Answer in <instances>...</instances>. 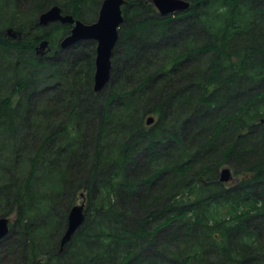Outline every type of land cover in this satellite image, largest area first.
I'll return each instance as SVG.
<instances>
[{"label":"trees","instance_id":"trees-1","mask_svg":"<svg viewBox=\"0 0 264 264\" xmlns=\"http://www.w3.org/2000/svg\"><path fill=\"white\" fill-rule=\"evenodd\" d=\"M100 1L0 0L13 264H264V0H190L167 16L127 0L109 92H95L96 41L63 50L70 24L37 19L60 5L91 22ZM82 191L86 220L62 247Z\"/></svg>","mask_w":264,"mask_h":264},{"label":"water","instance_id":"water-1","mask_svg":"<svg viewBox=\"0 0 264 264\" xmlns=\"http://www.w3.org/2000/svg\"><path fill=\"white\" fill-rule=\"evenodd\" d=\"M162 16H167L176 12L186 11L190 8V0H151ZM127 0H103L99 9L98 18L96 21L87 23L76 18L73 14L63 13L60 5H54L39 16L38 23L47 25L54 21L61 23L73 24L71 32L66 35L60 42L62 48L82 41L93 39L96 41V56H95V71L93 78V90L100 92L105 85L110 81L113 68L112 55L119 40L120 27L125 21L123 14V5ZM14 28H9L8 33L16 37L20 36L21 32L14 31ZM50 50L49 40L44 39L36 47V52L39 55H45ZM154 117L150 116L147 123L151 124ZM233 177L230 167H224L220 172V181L229 182ZM86 203L74 204L68 214V224L61 239V244L64 246L68 243L77 230L86 220L87 212L85 210ZM9 217H0V239L7 237L10 233Z\"/></svg>","mask_w":264,"mask_h":264},{"label":"rangeland","instance_id":"rangeland-1","mask_svg":"<svg viewBox=\"0 0 264 264\" xmlns=\"http://www.w3.org/2000/svg\"><path fill=\"white\" fill-rule=\"evenodd\" d=\"M103 0H101L100 1V3H99V5H98V8L100 9V6H101V2H102ZM63 2H65V1H63ZM68 5H69V3H68ZM21 7H23L22 5H21ZM49 8H47L46 10H48ZM46 10H44V11H42V12H45ZM42 12H40L39 14H38V19H37V21H39V16H40V14L42 13ZM68 13V12H67ZM71 14V13H70ZM98 14H99V10H97V15L94 17V19H93V21H91V22H94V21H96L97 20V18H98ZM22 16H21V18L22 19H25V18H31L32 17V13L30 12V11H28V12H26V13H24V14H21ZM21 18H17L18 19V21H16L18 24L20 23L19 21L21 20ZM87 22V21H86ZM91 22H87V23H91ZM56 23H61V22H58V21H54V22H51V23H49V24H47V25H41V24H39L40 26H42V30H46V29H48L49 27H50V24L52 25V24H56ZM63 24V23H62ZM70 28H71V25H70ZM15 31V30H14ZM17 32H21V31H17ZM58 33H60V35H59V39H58V41H60L61 42V40L68 34H62V30L60 31V32H58ZM65 35V36H64ZM64 36V37H63ZM13 37V36H12ZM16 37H22V32H21V35L19 36L18 34H17V36ZM62 38V39H61ZM44 39H50V38H44ZM89 40H93V39H89ZM82 41H87V40H82ZM95 41V40H94ZM49 43H50V40H49ZM96 43V42H95ZM74 45V44H73ZM96 45H97V43H96ZM117 45V44H116ZM70 47H72V45L71 46H69L68 48H70ZM60 48L61 49H63V50H65V49H68V48H62L61 46H60ZM115 50V49H114ZM51 51V47H50V50L47 52V53H49ZM119 52H120V50H117L116 51V54H119ZM46 53V54H47ZM42 56V55H41ZM112 59L114 60L115 58H114V56L112 55ZM112 73V72H111ZM112 75V74H111ZM111 78V77H110ZM111 80V79H110ZM109 83H110V81H109ZM109 83L107 84V85H105V87L100 91V92H106V91H108L109 92V90L107 89L108 88V86H109ZM112 93V92H111ZM110 94V93H109ZM114 100H116V99H114ZM126 100H127V97H126ZM135 109H137L138 111H139V108H138V106H133L132 108H131V110H130V113H133V111L132 110H135ZM132 115V114H131ZM224 166H222V168H223ZM83 201H85V202H87V197H86V194H85V192L84 191H82L81 193H78L77 195H76V200H75V202H74V204H78V203H82ZM73 204V205H74ZM72 205V206H73ZM71 206V207H72ZM86 206H87V203H86ZM70 207V208H71ZM69 211H70V209H69ZM69 211H68V214H69ZM14 215H10L9 217L13 220L14 219V217H13ZM1 217V216H0ZM67 224H68V216H67ZM41 230V233L42 232H45V230H43V229H45V228H40ZM39 231V232H40ZM65 233V232H64ZM63 237V234H62V236H61V238ZM9 246V245H11V242H10V240H6V241H4V242H2V243H0V264H13V260H12V255H8L7 253V249H6V246ZM62 247H64V246H62ZM15 258V257H14Z\"/></svg>","mask_w":264,"mask_h":264},{"label":"bare ground","instance_id":"bare-ground-1","mask_svg":"<svg viewBox=\"0 0 264 264\" xmlns=\"http://www.w3.org/2000/svg\"><path fill=\"white\" fill-rule=\"evenodd\" d=\"M85 209H86V207H85Z\"/></svg>","mask_w":264,"mask_h":264}]
</instances>
